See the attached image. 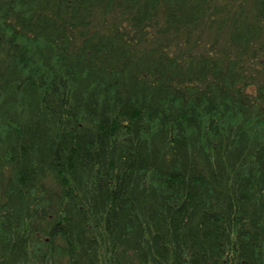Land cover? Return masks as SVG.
Instances as JSON below:
<instances>
[{
	"label": "trees",
	"instance_id": "obj_1",
	"mask_svg": "<svg viewBox=\"0 0 264 264\" xmlns=\"http://www.w3.org/2000/svg\"><path fill=\"white\" fill-rule=\"evenodd\" d=\"M0 264H264V0H0Z\"/></svg>",
	"mask_w": 264,
	"mask_h": 264
}]
</instances>
